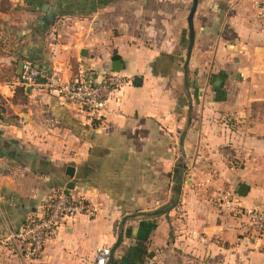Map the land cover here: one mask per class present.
<instances>
[{"label":"crops","instance_id":"1","mask_svg":"<svg viewBox=\"0 0 264 264\" xmlns=\"http://www.w3.org/2000/svg\"><path fill=\"white\" fill-rule=\"evenodd\" d=\"M191 4L0 0V236L58 187L97 208L26 264H94L107 247V264H264V235H244L216 199L264 209V0H197L189 20ZM28 59L121 82L91 117L3 80ZM0 264L24 263L6 248Z\"/></svg>","mask_w":264,"mask_h":264},{"label":"built area","instance_id":"2","mask_svg":"<svg viewBox=\"0 0 264 264\" xmlns=\"http://www.w3.org/2000/svg\"><path fill=\"white\" fill-rule=\"evenodd\" d=\"M120 78L114 75L103 76L99 80L85 77V68L79 66L73 79L63 80L58 71L45 62L24 60L16 78L18 85L43 90L74 104L89 116H99L106 108V101L119 85ZM234 192L218 193L216 199L227 212L239 216L241 229L249 238L264 235V209L245 208L234 201ZM97 208L84 197L73 196L58 187L50 194L41 215L29 218L16 229H7L0 236V253L11 249L26 264V260L40 254L44 244L56 237L60 223L79 214L93 216ZM111 256L110 248H103L95 257L94 264H107Z\"/></svg>","mask_w":264,"mask_h":264},{"label":"water","instance_id":"3","mask_svg":"<svg viewBox=\"0 0 264 264\" xmlns=\"http://www.w3.org/2000/svg\"><path fill=\"white\" fill-rule=\"evenodd\" d=\"M196 5H197V0H192V4H191L190 10H189V14H188V19L189 20H191V18H192V15H193V13L195 11ZM80 54H81V52H80ZM114 64L115 65L118 64V61H115ZM25 88H26V91H28V90H30L31 87L29 85H27V86H25ZM174 170H175V172L177 174L176 182H175V185H174V197L171 200V202L168 203V205H167L168 207L173 206L176 203V201L178 200V197H179V194H180V186H181V182L183 180L184 166L183 165H177ZM72 171H73V168L71 166H68L66 172L68 174H71ZM247 189H248V186L245 183H240V185L237 188V194L238 195H245Z\"/></svg>","mask_w":264,"mask_h":264},{"label":"trees","instance_id":"4","mask_svg":"<svg viewBox=\"0 0 264 264\" xmlns=\"http://www.w3.org/2000/svg\"><path fill=\"white\" fill-rule=\"evenodd\" d=\"M28 60H32V59H28ZM32 61H35V60H32ZM18 74H19V72L16 74L15 72H14V68H11L10 70H9V74L8 75H5L3 78V80H6V81H8L9 79H10V77L11 76H15V79L17 78V76H18ZM19 87H18V89L20 90V92H23L24 91V86H22V85H18ZM18 90V91H19ZM17 91V90H16Z\"/></svg>","mask_w":264,"mask_h":264},{"label":"rangeland","instance_id":"5","mask_svg":"<svg viewBox=\"0 0 264 264\" xmlns=\"http://www.w3.org/2000/svg\"><path fill=\"white\" fill-rule=\"evenodd\" d=\"M219 204H220V206L222 207L221 203H219Z\"/></svg>","mask_w":264,"mask_h":264}]
</instances>
